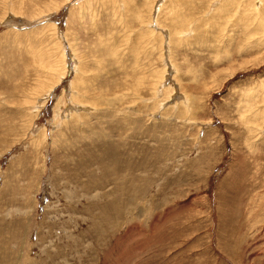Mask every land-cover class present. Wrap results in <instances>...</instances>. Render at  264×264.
<instances>
[{"label":"rangeland","instance_id":"374dc122","mask_svg":"<svg viewBox=\"0 0 264 264\" xmlns=\"http://www.w3.org/2000/svg\"><path fill=\"white\" fill-rule=\"evenodd\" d=\"M0 264H264V0H0Z\"/></svg>","mask_w":264,"mask_h":264},{"label":"bare ground","instance_id":"6f19581e","mask_svg":"<svg viewBox=\"0 0 264 264\" xmlns=\"http://www.w3.org/2000/svg\"><path fill=\"white\" fill-rule=\"evenodd\" d=\"M27 57V56H26Z\"/></svg>","mask_w":264,"mask_h":264}]
</instances>
